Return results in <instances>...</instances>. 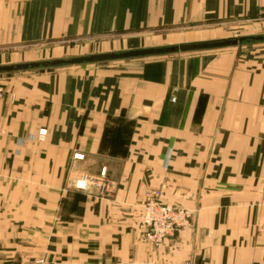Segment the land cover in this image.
<instances>
[{"label": "crops", "instance_id": "crops-1", "mask_svg": "<svg viewBox=\"0 0 264 264\" xmlns=\"http://www.w3.org/2000/svg\"><path fill=\"white\" fill-rule=\"evenodd\" d=\"M226 20L264 34V0H0V64L64 57L48 42L69 34L227 38L207 29ZM135 37L81 55L162 46ZM6 75L0 264H264V42ZM103 168L106 196L74 188ZM148 197L191 211L157 245Z\"/></svg>", "mask_w": 264, "mask_h": 264}, {"label": "water", "instance_id": "water-1", "mask_svg": "<svg viewBox=\"0 0 264 264\" xmlns=\"http://www.w3.org/2000/svg\"><path fill=\"white\" fill-rule=\"evenodd\" d=\"M252 42H264V34L242 35L227 38L202 40L195 42L176 43L162 46L144 47L122 51L64 56L18 63L0 64V75L14 74L26 71L47 70L65 66L99 64L116 60L147 58L153 56L171 55L180 52H191L206 49H217L243 45Z\"/></svg>", "mask_w": 264, "mask_h": 264}, {"label": "rangeland", "instance_id": "rangeland-1", "mask_svg": "<svg viewBox=\"0 0 264 264\" xmlns=\"http://www.w3.org/2000/svg\"><path fill=\"white\" fill-rule=\"evenodd\" d=\"M228 21V22H227ZM253 23L242 20H226V22H218L214 26L208 25V32L221 33L228 35L227 37H235L249 34H258L256 28L253 27ZM200 25H197L199 27ZM193 28V27H191ZM147 33H85V34H69L62 37H56L48 42L51 46L53 54H61L62 56H77L82 53L91 51L93 49H101L105 47H116L121 43V40L138 38L135 36L143 35L142 39H136L138 43L150 42V44H162L168 45L179 37L186 35V32L190 29L181 28L179 30H173L170 27L163 26ZM203 30L204 28H193ZM212 30V31H211ZM214 30V31H213ZM123 38V39H121ZM132 42V41H131ZM47 46V47H49ZM7 76V75H6ZM4 76L0 75V81ZM0 88L4 91V88L0 85ZM73 181V186H74ZM75 188V187H74ZM77 189V188H76ZM81 190V189H78ZM84 191V190H83Z\"/></svg>", "mask_w": 264, "mask_h": 264}, {"label": "built area", "instance_id": "built-area-1", "mask_svg": "<svg viewBox=\"0 0 264 264\" xmlns=\"http://www.w3.org/2000/svg\"><path fill=\"white\" fill-rule=\"evenodd\" d=\"M3 97L4 91L0 88V99ZM46 134V129H41L38 133L40 139ZM74 187L84 191L96 189L100 197L106 196L111 188L106 168H103L99 175L83 174L75 180ZM190 216L191 211L188 209L164 204L153 197H148L142 204L137 224L143 230L145 238L157 245L174 236L187 224Z\"/></svg>", "mask_w": 264, "mask_h": 264}]
</instances>
